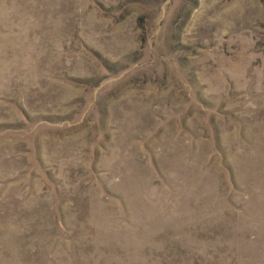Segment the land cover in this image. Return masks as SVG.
I'll use <instances>...</instances> for the list:
<instances>
[{"label": "rangeland", "instance_id": "1", "mask_svg": "<svg viewBox=\"0 0 264 264\" xmlns=\"http://www.w3.org/2000/svg\"><path fill=\"white\" fill-rule=\"evenodd\" d=\"M0 264H264V0H0Z\"/></svg>", "mask_w": 264, "mask_h": 264}]
</instances>
